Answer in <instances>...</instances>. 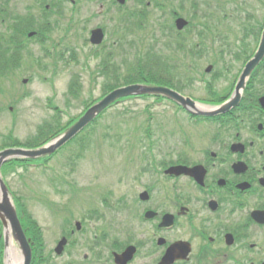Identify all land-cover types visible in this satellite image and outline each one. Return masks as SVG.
<instances>
[{
    "label": "rangeland",
    "instance_id": "1",
    "mask_svg": "<svg viewBox=\"0 0 264 264\" xmlns=\"http://www.w3.org/2000/svg\"><path fill=\"white\" fill-rule=\"evenodd\" d=\"M0 1L5 12L0 14V31L7 29L10 16L26 11L36 17L33 24L35 27L43 21H48L50 25V30L46 32L49 34L46 44L38 43L34 38L28 39L20 65L10 75L0 79V144L11 140L9 134L21 142L29 141L38 133L39 126L55 123L56 117H59L60 124H64L79 116L88 103L99 99L104 94L106 83L105 76L98 71L99 63L109 50L113 52L116 66L120 63L118 80H123V74L127 71L126 64L121 65L122 58L125 59L129 54L132 60L137 55V52L134 53L135 49L129 47L147 48L155 34L160 38L156 49L168 50L167 46L163 47L165 43L162 37L165 32L156 28L158 23H173L171 11L188 20L192 19L197 25L190 31L187 30L188 32L184 30L183 34L194 41L198 40L195 32L202 27L198 26L197 21L202 20V8H206L211 16L212 29L208 33H216L218 30L226 33L229 24L230 32L227 33H231V40H228L230 42L233 41L234 34L239 37L243 35L245 15L253 14L260 19L264 14V0H239L242 3L237 15L243 21L237 25L231 20L236 16L233 13L229 16V21H223L225 9L217 5L215 7L216 2L213 0H161L163 6L160 9L155 5L149 7L146 27L140 28L135 24L138 19L129 15L138 9L134 0H127L122 6L116 0H77L73 7L70 3L53 5L57 0H45L42 6L41 0ZM193 2H196L194 7L191 6ZM47 3L50 7L45 15L44 5ZM218 7L221 8L217 9ZM228 7L229 14L232 8L231 5ZM210 21L208 20V24ZM96 25H103L106 31L105 40L99 48L92 47L87 40L89 30ZM121 35H125L128 41L137 42V45L119 46L117 38ZM203 39L204 46L209 50L215 48L214 37ZM45 47L50 50L48 56L44 51ZM199 54L200 57L189 70L181 66L176 68L179 75L184 73L186 76L178 78L182 83V91L195 99L205 96L203 81L219 83L222 80L214 78L217 71L215 68L210 74L204 73L208 64L215 67L214 55L205 51ZM74 77L79 80V90L75 94L69 90ZM53 105L60 109L58 114ZM177 112L179 111L165 100L158 101L152 97L126 99L109 108L81 135V138L87 136L88 139L82 146L79 137V140L54 155L47 163V168L33 164L27 167L17 166L4 173L11 191L22 196L27 212L43 229L42 236L48 249L53 246L54 239L68 231L67 215L71 226L75 220L82 222L81 229L74 233V247L69 246L67 249L77 260L82 259L84 254L87 255L88 263L94 261L93 254L87 247L88 241L97 231L94 227L104 224V221L88 218V211L98 210L104 213L112 227V236L117 234L120 237L118 231L121 226H135L139 223V205L132 201L141 188L140 184L151 177L150 173L144 171L140 175L143 183L136 181L144 163L150 162L151 158L158 165L167 161L171 149L181 147L185 139V145L188 144L187 139L191 144L199 143L202 125L188 122L185 116ZM123 197H127L126 201L132 203L131 208L136 214L117 212L115 209L118 207L108 210L102 205V200L104 203L110 200L111 204ZM102 250L104 249L100 247L96 252ZM102 254L103 259L107 258L106 252Z\"/></svg>",
    "mask_w": 264,
    "mask_h": 264
},
{
    "label": "flooded vegetation",
    "instance_id": "2",
    "mask_svg": "<svg viewBox=\"0 0 264 264\" xmlns=\"http://www.w3.org/2000/svg\"><path fill=\"white\" fill-rule=\"evenodd\" d=\"M238 13L234 4L236 16L231 20L237 25L245 20L243 35L234 34L230 42L229 36L218 33L215 49L205 51L216 58L214 78L222 80L213 81V88H209L211 82L203 81L206 91L200 98L207 104L236 102L224 113L192 117L202 125L198 145L189 139L185 145V139L181 147L171 149L161 166L151 160L141 169L136 181L143 183L140 175L144 171L151 177L140 184L132 201L139 205V223L121 226L120 237L113 241L111 226L94 227L99 231L91 237L94 261L90 263L87 255L77 260L66 248L56 254L55 247L63 236L67 238L65 247H74L71 228L54 239L49 250L44 240L38 260L33 258L31 264H119L113 254L128 246L134 247V254L121 264H159L167 251V264H264V55L237 89L241 72L258 48L264 14L260 19L247 14L242 20ZM72 30L74 64V23ZM236 94L239 98L233 99ZM178 110L182 116H192ZM177 166L187 170L165 174L166 169ZM126 198H122L120 212L136 214ZM165 214L168 223L161 225ZM98 234L102 236L96 241ZM32 241L35 253L37 246ZM0 242L2 260L7 255L12 261L13 249L5 250L2 236ZM100 247L107 258L96 252Z\"/></svg>",
    "mask_w": 264,
    "mask_h": 264
},
{
    "label": "trees",
    "instance_id": "3",
    "mask_svg": "<svg viewBox=\"0 0 264 264\" xmlns=\"http://www.w3.org/2000/svg\"><path fill=\"white\" fill-rule=\"evenodd\" d=\"M4 6L3 3L0 5V14L5 13L3 11ZM138 16V15H137ZM136 17V16H135ZM138 19V23L136 24L137 27H146V17L145 15H140L136 17ZM30 29H35L33 25V17L29 14V12L22 16H10V22L7 25V29L4 31H0V79L4 78L6 75H10L9 73L13 72L14 69H16L20 63L22 58L23 49L26 46V41H28L27 32ZM37 33L35 35V39L37 42H40L41 44H46L47 40L49 39L45 32L49 30V25L45 24V27L36 28ZM172 30V29H169ZM177 34V33H176ZM196 35L199 36V31L196 33ZM172 36L171 33H169L167 36L162 37L164 40V46H167L168 48H174L177 50H183V51H197L200 45L199 42L193 41V40H186L184 38H178V34L176 36ZM126 36L119 39L118 45H137V42L133 40L125 39ZM150 42H152L148 47H129L134 48V53L137 52L136 57H134L132 60L129 57V54L126 55V58L124 57L121 60V65L126 64V73L123 74L124 78L123 80L119 79V70H120V63H118V66L114 63V57L113 52H110L109 57L104 60L100 66V69L98 70L100 74L105 76L106 83L104 85V94L108 91L112 90L114 87L133 83V82H141V83H150V84H162V85H174L177 81L175 77L176 68L181 67H193V59L194 56H177V55H171L167 54L164 51L157 50V44L160 42V38H158L155 34L150 39ZM122 46V47H124ZM156 46V47H155ZM137 48V50H136ZM44 51L46 55L48 56L50 54V50L45 47ZM187 59H190L191 61H186ZM112 76V78H111ZM79 80H77L76 77L71 81L69 90L70 92L76 93L77 89L79 90ZM132 98V97H131ZM90 103H88L86 106H88ZM54 106V105H53ZM53 109L55 110L56 114L60 112V109L57 106H54ZM101 116V115H100ZM99 116V117H100ZM98 117V118H99ZM55 123H44L43 125L38 127V130L36 135L32 137L29 141L21 142L17 139L12 138V136L9 134L8 137L11 139L10 141H4L0 144V149L7 146H26V147H36L44 142L48 141L50 138L64 130L68 125H70L76 118H71L68 122L64 124H60L59 117H56ZM98 118L92 123H96ZM86 127L80 134H78L75 138H73L71 141H69L65 146L71 144L75 140H77L79 137L80 139V146L83 145L84 142H86L87 136L84 138H81V135L86 132V130L90 127ZM78 139V140H79ZM54 156V155H53ZM53 156L45 157L44 159L39 160H27V159H15L9 161L6 166L3 168V173H5L9 169H13L17 166L21 167H27L30 165V163H41L46 164L51 160ZM18 209L20 212L23 213V221L24 225L26 227H29L28 230L31 231V235L35 237L37 241H39L40 238V228L35 222V220L30 216V214L26 210V206L23 202V198L21 196H15ZM39 248V247H38ZM39 257H36V259ZM38 260V259H37ZM0 264L2 263V242H0Z\"/></svg>",
    "mask_w": 264,
    "mask_h": 264
},
{
    "label": "water",
    "instance_id": "4",
    "mask_svg": "<svg viewBox=\"0 0 264 264\" xmlns=\"http://www.w3.org/2000/svg\"><path fill=\"white\" fill-rule=\"evenodd\" d=\"M123 3L124 0H118ZM187 23L183 18H178L176 20L177 28L181 29ZM103 38V33L100 28L94 29L91 32L90 41L94 44H98L101 42ZM264 54V30L262 32V37L260 40V45L255 53L254 57L249 60L246 64L240 79L237 84V89L241 87L244 83L245 77L249 75L253 67L259 62ZM211 66L206 68V71H209ZM162 95L166 98H169L182 107H184L187 111L195 115H215L218 113L225 112L229 110L236 102V100H231L219 106H213L208 109H204L201 104H198L197 101L193 100L190 97H185L181 95L179 92L164 86L158 85H150V84H141V83H132L124 86L117 87L106 95H104L100 100L93 103L90 107L86 109V111L68 128H66L63 132L53 137L51 140L46 142L45 144L35 147V148H23V147H10L0 150V169L1 166L10 159H36L41 158L47 155H51L58 148L67 143L71 138H73L76 134H78L85 126H87L91 121H93L101 112H103L107 107H109L112 103L119 100L122 97H127L131 95ZM239 96L236 94L233 99H238ZM175 170V172H180L187 170L183 167H176L166 170V172H170ZM167 215L163 217L161 225H166L168 223ZM0 219L3 222L5 227L6 236H9V232L11 231L13 238L19 245V249L21 252V260L19 264H29L31 259V249L26 239L24 232L21 228L20 222L17 218L15 206L11 200L10 193L5 182L2 179L0 173ZM64 244V240L60 241L56 251L60 253L62 251ZM133 247H128L121 254H114L115 262L121 264L126 259L130 258L133 253ZM170 258L169 251L165 253L162 258V261L159 264H167Z\"/></svg>",
    "mask_w": 264,
    "mask_h": 264
},
{
    "label": "bare ground",
    "instance_id": "5",
    "mask_svg": "<svg viewBox=\"0 0 264 264\" xmlns=\"http://www.w3.org/2000/svg\"><path fill=\"white\" fill-rule=\"evenodd\" d=\"M12 255H14V256H13V259H12V264H13V263H16L15 259H16V257H17L18 255H17L16 252H15V253L13 252Z\"/></svg>",
    "mask_w": 264,
    "mask_h": 264
}]
</instances>
